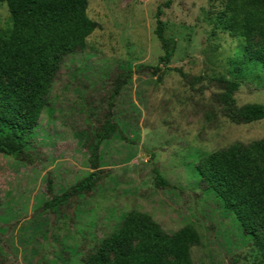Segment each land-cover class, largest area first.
Wrapping results in <instances>:
<instances>
[{
  "label": "rangeland",
  "instance_id": "obj_1",
  "mask_svg": "<svg viewBox=\"0 0 264 264\" xmlns=\"http://www.w3.org/2000/svg\"><path fill=\"white\" fill-rule=\"evenodd\" d=\"M167 1L89 0L95 29L84 49L55 64L37 125L0 121V264H83L133 211L170 234L193 226L195 264H264L257 242L196 169L206 154L264 137V119L234 123L213 98L216 78L225 76L239 84V106L264 103V66L245 52L264 38L223 30V0ZM159 8L165 35L176 41L167 65L155 33ZM11 28L1 3L0 36ZM129 70L111 99L116 78ZM107 113L117 128L100 146L103 179L90 193L45 206L92 171ZM24 152L32 162L18 159ZM155 170L171 186H158ZM260 235L264 242V229Z\"/></svg>",
  "mask_w": 264,
  "mask_h": 264
},
{
  "label": "trees",
  "instance_id": "obj_2",
  "mask_svg": "<svg viewBox=\"0 0 264 264\" xmlns=\"http://www.w3.org/2000/svg\"><path fill=\"white\" fill-rule=\"evenodd\" d=\"M88 2L0 0V4L7 5L12 20L10 33L0 36V121L25 129L37 125L48 104L55 64L65 55L84 49L86 38L95 29V22L87 14ZM170 4L168 0L166 5ZM223 7L217 19L223 30L244 31L247 36L260 33L264 38V0H223ZM162 12L161 8L157 11L155 33L164 50L160 62L167 65L174 55L176 41L165 35ZM245 52L264 66V45L254 48L248 44ZM133 73L129 70L116 78L111 99L118 94L123 77L131 78ZM216 81L220 90L213 98L232 122L246 124L264 119V103L239 106L234 97L239 84L225 76L217 77ZM116 128L107 113L97 130V142L90 155L92 171L63 194L53 196L45 206H55L90 193L99 184L104 177L99 167L100 146ZM254 155L260 157L263 167ZM16 156L22 161H33L31 153ZM196 169L205 188L222 198L244 231L254 238L264 259V242L260 235V229H264V137L206 154L196 164ZM155 171L158 186H171L158 170ZM198 242L199 234L193 226L170 234L148 214L133 211L118 230L87 254L83 264H195L191 247ZM110 254H114L112 261Z\"/></svg>",
  "mask_w": 264,
  "mask_h": 264
}]
</instances>
